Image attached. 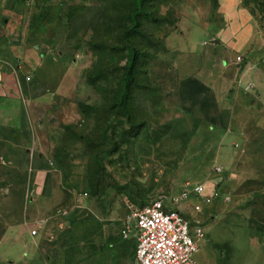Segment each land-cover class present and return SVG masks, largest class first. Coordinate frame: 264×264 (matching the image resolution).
Listing matches in <instances>:
<instances>
[{
	"label": "rangeland",
	"instance_id": "rangeland-1",
	"mask_svg": "<svg viewBox=\"0 0 264 264\" xmlns=\"http://www.w3.org/2000/svg\"><path fill=\"white\" fill-rule=\"evenodd\" d=\"M240 2L264 30V0ZM18 5L28 43L51 50L67 67L68 102L77 105V122L64 126L52 152L62 194L46 213L53 253L45 264H84L91 251L85 264H106L108 258L98 252H110L104 249L113 244L97 249L101 238L120 240L127 208L164 195L186 193L183 202L168 204L193 218L192 203H201L199 197L192 200L197 183L215 188L233 173L243 187L225 197L240 204L233 212L239 219L264 194V52L257 57L224 52L215 36L201 49L194 43L192 33L209 21L215 0H18ZM132 50L140 58L129 79ZM231 60L236 64L229 66ZM195 73L236 79L223 124L233 138L226 140L232 153L207 145L200 120L183 109L180 83ZM9 186L11 194H4ZM25 186L15 165L0 168V205L24 202ZM218 195V201L201 204L212 211L209 221V215H197L204 220L205 238L196 263L253 264L255 232L238 230L233 218L221 214L217 202L228 203L223 190ZM125 242L132 259L134 242Z\"/></svg>",
	"mask_w": 264,
	"mask_h": 264
},
{
	"label": "crops",
	"instance_id": "crops-1",
	"mask_svg": "<svg viewBox=\"0 0 264 264\" xmlns=\"http://www.w3.org/2000/svg\"><path fill=\"white\" fill-rule=\"evenodd\" d=\"M215 2L209 21L192 33L196 36L194 43L201 49L215 36L216 47L224 52L249 53L252 57L262 54L264 30L240 0ZM28 36L29 29L18 0H0V168L15 165L26 180L22 192L27 196L18 206L0 205V264H45L46 259L52 258L46 213L59 205L62 194L52 152L60 144L64 126L77 122V105L68 102L71 88H67L70 81L67 67L51 50L28 43ZM234 64L231 60L228 65ZM235 81L216 74L195 73L180 83L183 109L200 120L199 130L208 140L207 145L216 146L218 151L231 152L226 140L233 143V138L226 134L223 124L230 108L227 94ZM74 93L76 95V91ZM68 109L74 114H68ZM216 136H222L223 141L216 142ZM233 176V173L224 175L222 183H216L215 188L211 182L202 184L205 194L216 193V199L223 190L224 202L228 204L223 207L220 201L216 207H222L221 214L233 218L238 230L247 227L255 232L251 238L257 254L253 264H264V194L255 197L252 204L243 209L241 219L235 218L233 212L240 204L231 203L225 195L238 194L243 186ZM2 192L11 194L12 187L3 188ZM15 209L17 216L11 212ZM192 211V217L202 224L200 213H204L205 218L209 215L208 221L212 218L208 208L202 207L200 213ZM118 236L120 240H112V236L101 238L102 246L97 249L103 248L105 243L113 246L103 248L110 252L98 254L106 255V264H133L134 252L131 259L125 252L128 249L125 241H133L135 248L134 238ZM92 253H85L84 264Z\"/></svg>",
	"mask_w": 264,
	"mask_h": 264
},
{
	"label": "built area",
	"instance_id": "built-area-1",
	"mask_svg": "<svg viewBox=\"0 0 264 264\" xmlns=\"http://www.w3.org/2000/svg\"><path fill=\"white\" fill-rule=\"evenodd\" d=\"M216 171L221 169L216 168ZM191 193L201 199L200 204L193 206L197 213L202 212L201 204H210L217 196L215 193L206 195L202 184L193 186ZM186 199V193L179 197L164 195L141 206L127 208L120 234L135 240L133 264H197L194 256L199 250V241L205 238L204 226L199 219H188L168 204Z\"/></svg>",
	"mask_w": 264,
	"mask_h": 264
},
{
	"label": "trees",
	"instance_id": "trees-1",
	"mask_svg": "<svg viewBox=\"0 0 264 264\" xmlns=\"http://www.w3.org/2000/svg\"><path fill=\"white\" fill-rule=\"evenodd\" d=\"M139 58L140 56L138 55L136 50H132V56H131L129 66L127 67V71H126V78H129V79L132 78V74L134 72L136 64L139 61Z\"/></svg>",
	"mask_w": 264,
	"mask_h": 264
}]
</instances>
